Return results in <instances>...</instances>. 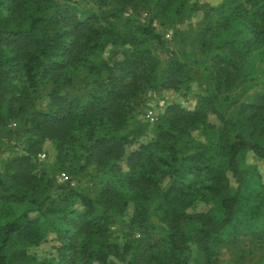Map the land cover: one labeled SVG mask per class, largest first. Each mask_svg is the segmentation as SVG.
<instances>
[{
    "label": "rangeland",
    "instance_id": "obj_1",
    "mask_svg": "<svg viewBox=\"0 0 264 264\" xmlns=\"http://www.w3.org/2000/svg\"><path fill=\"white\" fill-rule=\"evenodd\" d=\"M41 1V0H40ZM48 9L45 11L46 22L43 28L50 36L59 37L69 30L63 23L50 24L53 18L64 20L73 16L77 19L87 16H97L93 21L94 29L99 38L88 41L80 38L82 52L77 55L76 61L60 69L59 78L56 80L50 75L44 78L41 92L34 89H23L25 77L23 72L18 73L12 80L15 87L7 93V101L13 107L16 115L10 116L0 123V171L14 157L21 156L29 148L32 138L27 119L35 111H53V96L59 95L67 102L77 105L74 112L79 122L84 118L83 112L93 111L91 125H80L76 132L77 141L74 143L75 152H69L63 147L59 149L50 140L42 143L40 153L34 157V173L44 175L49 182L45 189L34 195L36 200H45L44 213L31 212L30 219L34 222L36 230L40 231L42 239L38 244H29L24 239L14 238L7 253L17 250L19 244L26 246L27 255L38 264L47 261L48 264H63L59 259V251L63 246L58 231L66 232L69 244L74 247L68 251V264H103L99 259V249L102 246L110 248L108 264H174L182 254L174 251L169 240L168 225L160 215L159 205L162 193L171 185H180L185 189L187 198L191 203L188 212H209L216 218L222 215L221 204L209 192L208 180L204 175L193 171L183 157L196 152H210L215 159L218 155L219 133L221 123L217 115L209 117V127L197 129L192 137L181 136L180 143L182 154L179 159L180 173H174L171 168H166V174H159L160 189L150 194L148 205V218L144 223L133 221V213L137 204L133 200L122 217L113 223L104 225V234H97L83 226V221H95L104 214V202L97 204L102 192L107 186L112 185L117 189L128 191V186L121 181L130 171L128 163L129 154L141 144L152 141L158 124L171 105H179L193 110L201 96H205L215 87V69L220 66L227 68L229 82L235 84L228 90L224 87L223 93L215 100L216 108L224 118L238 122L241 119L240 111L243 105L249 104L259 96L264 97V54L261 50L250 52L245 59L239 58V53L232 56L230 65L216 64L218 58H208L215 53L229 54L226 49L210 51L202 45L203 34L201 30L208 24L226 22L230 14L238 5H243L250 16L261 23L254 16L253 7L247 0H173V7L167 13H158L157 1L134 0H109V4L100 5L96 0H59L58 4L49 5L43 2ZM116 11L117 16L108 12ZM105 12V13H104ZM248 15L246 22L248 23ZM153 19L152 28L155 34L162 37V43L154 39L145 42L142 48L127 46L124 52H119L113 58L117 48V40L125 33L124 20H131L130 25L140 22L149 24ZM244 23L247 24V23ZM134 23V24H133ZM243 25V26H244ZM72 28V27H71ZM244 38L250 40L252 32L249 27H244ZM66 36V35H65ZM68 42L72 37L65 38ZM142 40V36H140ZM248 44V42H244ZM61 48H58L60 50ZM132 54L140 57L138 68L133 73H126L125 81L133 84L134 95L127 100L126 126L122 131L128 135L133 127L138 128L134 135V143L127 148L126 154L118 162H112L106 173L100 171L99 164L87 158L94 138L103 137L106 128L99 121L95 112L102 97L111 88V84L103 73V64L106 60L121 62ZM61 52L57 51L45 61V67L50 70L58 68L61 62ZM176 56L184 66L186 79L178 89L167 88L157 90L151 87L155 77L160 72L169 68V64ZM141 63V64H140ZM216 64V65H215ZM120 64L115 74L120 75ZM141 76H145V79ZM148 78H151L149 81ZM58 93L55 94L54 91ZM95 111V112H94ZM152 112L154 120L149 116ZM93 130V133H91ZM242 132L236 127L234 131L226 132L223 141H234V136ZM130 138H133L132 136ZM252 138L264 146V112L259 116V129ZM35 139V137H34ZM224 144V143H223ZM244 164L255 166L264 184V159L257 158L253 152H246ZM228 192L236 190L237 183L231 172H228ZM49 180V181H48ZM0 186V196L15 192L17 188L11 185L8 179ZM75 189L83 191L97 205L90 211L83 203L81 197L74 193ZM199 194L206 196L200 197ZM264 198L251 199L248 204L255 205ZM264 203V199H263ZM264 209V206H261ZM31 204L10 202L0 205V222L8 221L21 215ZM59 216L66 220H59ZM245 215L240 218L244 220ZM104 221V220H101ZM261 217L253 219L251 225L258 229L261 226ZM89 227V226H88ZM94 232V233H93ZM227 243L215 244L213 251L208 253L201 243L194 240L191 244L192 256L188 264H264V241L255 239L248 229L234 238L227 235ZM90 246L91 250L86 247ZM86 248V249H85ZM15 264H24L16 262Z\"/></svg>",
    "mask_w": 264,
    "mask_h": 264
},
{
    "label": "trees",
    "instance_id": "obj_2",
    "mask_svg": "<svg viewBox=\"0 0 264 264\" xmlns=\"http://www.w3.org/2000/svg\"><path fill=\"white\" fill-rule=\"evenodd\" d=\"M46 1H49V5L59 3V0H0V123L7 117L16 115L14 108L9 104L14 99L7 101L6 97L15 87L12 80L17 78L18 73L23 72L25 77L23 89L30 88L35 92H41L46 75L56 80L59 78L61 68L76 61L77 55L82 52L80 38H87L88 41L99 38L93 23L97 16L79 19L70 16L64 20L53 18L50 24L63 23V27H69V30H65L59 37L50 36L43 28L47 16L45 11L48 9V5L45 6L43 2ZM126 1L131 3L134 0ZM155 1L158 13H167L173 7V0ZM247 1L253 7L252 14L260 19L261 23L250 16L243 5H238L230 14L229 20L208 24L201 30L203 34L201 42L204 47L210 51L216 48L229 52L223 54L220 51L209 55L208 58H218L216 64L230 65L232 56H236L237 53L241 60L253 51L261 50L264 54V0ZM96 2L102 6L109 4V0ZM108 13L117 16L116 11ZM130 21L124 20L126 30L116 42L118 43L116 52L113 57L111 56L113 61L116 54L124 52L128 45L142 48L149 39L162 43V37L155 34L152 28L153 19L147 25L140 22L130 25ZM245 22L247 24L244 25ZM244 27L251 29L250 40L244 38ZM65 35L72 37V40L68 42ZM246 41L248 44L244 43ZM57 51L61 52L60 66L50 70L45 67V61ZM134 55L128 57L125 52V60L117 63L106 60L103 64V73L111 88L107 90L98 106H95L97 112H94L104 125L102 129L106 128L107 131L103 137L94 138L87 153V158L96 161L103 173L111 167L112 162L115 166V163L124 157L127 148L134 143V135L138 131L136 126L128 135L122 134L127 128L126 117L129 111L126 99L135 93L133 84L125 81L126 73H133L138 68L140 57ZM120 64L123 66L121 74L116 75V69ZM186 76L183 64L174 55L169 68L155 77L151 87L157 90L178 89L185 82ZM141 77L145 79V76ZM228 78L227 68L220 66L215 69L214 89L201 96L193 110L179 105L168 107L152 141L141 144L128 156L131 171L121 179L124 185L128 186V191L119 190L112 185L107 186L96 202L100 205L104 202L103 216L97 217L95 221L85 219L81 227L87 226L90 231L93 228L97 234H104V225L122 217L131 200L137 204L132 215L133 221L141 224L146 222L149 215L147 205L149 196L160 189L158 175L166 174V168H171L174 173H180L181 136L192 137L195 130L209 127L211 115H217L221 123L218 141L220 146L218 155L221 158L215 159L210 152H196L183 158L188 161L187 164L191 165L193 171L207 178L209 184L206 188L220 202L222 215L216 218L209 212H188L187 207L191 199L187 198L185 189L180 185L173 184L163 191L159 212L168 225L172 249L182 254L174 264L190 262L192 256L190 244L194 240L201 243L208 253L213 251L215 244L227 243L229 241L227 235L236 238L244 233V229H248L258 241H264V209L261 207L264 206V198L255 205L248 204L251 200L249 198H260L261 194H264V184L256 167L243 162L248 151L253 152L257 158L264 159V146L252 138L259 129V116L264 112V97L259 96L255 101L243 105L240 111L241 119L238 122L224 118L216 108L215 100L223 93L224 87L228 90L235 84L234 80L229 82ZM54 93L58 92L55 90ZM53 104L56 106L53 111H35L27 119L26 123L31 126L32 135L29 148L21 156L14 157L0 171V186L8 179L11 185L17 188L15 192L1 195L0 205L10 202L32 205V208H28L21 215L0 222V264H15L18 261L24 264H38L28 257L26 250L27 245L38 244L42 239L40 231L35 229L34 222L30 219V213H44L45 200H36L34 195L42 192L46 185L49 186V182L45 181L44 175L34 173L33 159L40 153L45 140H50L61 150L67 147L65 148L67 151L75 152L73 145L77 141V130L81 128L80 125L92 123L90 117H93L94 113L91 110L83 112L84 118L78 124L74 113L77 109L76 104L63 100L59 95L53 96ZM239 126L242 132L234 136L233 142L223 141L226 132L234 131ZM131 136L133 138H130ZM228 172L232 173L237 183L233 193L228 192ZM74 193L81 197L89 211L97 205L83 191L75 189ZM199 196L204 197L201 194ZM204 198L206 199V196ZM241 214L245 215L244 220L240 218ZM258 217H261L262 223L256 229L252 227L251 221ZM59 220L65 221L66 217L59 216ZM58 233L63 245L59 251V259L63 264H68V251L74 245L65 240L68 238L66 232ZM14 238H17L18 242L19 239H24L27 245L23 247L19 244L17 250L8 254V248ZM86 248L91 250L88 245ZM91 251L93 253V250ZM98 251L102 263L108 264L107 259L112 250L102 246ZM158 264L164 262L159 261Z\"/></svg>",
    "mask_w": 264,
    "mask_h": 264
},
{
    "label": "built area",
    "instance_id": "obj_3",
    "mask_svg": "<svg viewBox=\"0 0 264 264\" xmlns=\"http://www.w3.org/2000/svg\"><path fill=\"white\" fill-rule=\"evenodd\" d=\"M152 115H153L152 112H150L149 116H150V118H151L152 120H154V117H153Z\"/></svg>",
    "mask_w": 264,
    "mask_h": 264
}]
</instances>
